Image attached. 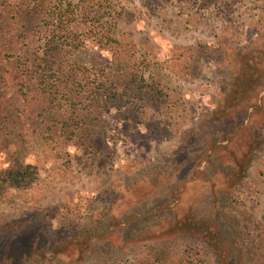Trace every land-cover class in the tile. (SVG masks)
I'll return each instance as SVG.
<instances>
[{"label": "trees", "instance_id": "obj_1", "mask_svg": "<svg viewBox=\"0 0 264 264\" xmlns=\"http://www.w3.org/2000/svg\"><path fill=\"white\" fill-rule=\"evenodd\" d=\"M167 1L180 9L191 3L208 8L226 2ZM123 12L117 0L0 1V152L11 153L8 168L0 165V200L21 194L23 204L22 209L0 212V264H85L100 248L125 252L147 248L137 264H190L168 243L182 235L206 237L220 264H264V230L249 224L240 201L254 159L264 155V34L260 31L244 41L223 42L221 35L217 41L173 45L175 54L168 58L185 72L204 62L224 71L226 92L209 113L211 126L229 128L241 111L251 110L248 117L256 129L247 130L238 152L226 146L228 135L235 132L230 129L218 141H210L205 152L207 158L224 151L222 157L235 165L219 183L225 207L218 222L179 210L181 197L173 193L183 188L180 182L166 194L172 202L177 200L172 210H159L150 225L134 233L136 215L122 218L117 212L125 196L115 188L112 195L103 191L96 200L73 203L61 214L56 208L39 207L32 199L38 187L35 165L27 160L32 133L65 148L77 132L82 146L90 147L110 124L105 113L113 109L124 122L140 124L145 118L151 125L171 111L164 90L146 76V61L136 55L134 45H122L117 37ZM244 124L245 120L237 128ZM199 130L187 136L177 158L194 156L190 150L201 136ZM224 218L233 232L231 238L222 236ZM213 224L216 229L211 230ZM106 252L97 255L93 264H115L108 262Z\"/></svg>", "mask_w": 264, "mask_h": 264}, {"label": "rangeland", "instance_id": "obj_2", "mask_svg": "<svg viewBox=\"0 0 264 264\" xmlns=\"http://www.w3.org/2000/svg\"><path fill=\"white\" fill-rule=\"evenodd\" d=\"M117 1L124 7L117 37L122 45H134L136 55L146 61L143 63L146 76L150 81H157L164 90L171 111L167 118L151 125L144 122H150L145 118L140 124L124 122L113 109L105 113L110 124L92 139L90 147L82 146L77 132L72 145L65 148L48 144L32 133L28 137L31 154L27 160L33 162L38 175V187L32 192V199L39 207L56 208L61 214L73 203L89 198L96 200L103 191L112 195L110 191L115 188L125 196L120 198L121 208H117V212L122 218L132 213L136 215V226L131 230L134 233L150 225L158 217L159 210L166 207L172 210L177 200L172 202L166 194L180 182L183 188L180 186V191L173 193L175 198L181 197L179 210L188 209L201 218L218 222L223 216L221 207H225L224 190L219 183L235 165L234 160L222 157L224 151L207 158L205 152L210 141H218L229 129L235 132L228 135L226 146L238 152L247 130L256 129L248 117L251 110L241 111L229 128L222 130L211 126L207 121L209 113L226 92L224 71L214 63L204 62L185 72L168 58L175 54L176 45L217 41L221 35L223 42L226 39L244 41L257 31L264 34V0H226L208 8L191 3L185 9L167 0ZM252 101H258V96ZM243 120L245 124L237 128ZM210 127L215 129L206 132ZM198 128V132L202 130L201 136L190 150L194 156L177 158L178 148ZM10 154L9 150L0 152V165L5 170ZM246 180L240 194L244 210L241 213H245L254 228L261 226L264 230V155L256 156ZM21 198V194H11L0 200V212L22 209ZM228 213L229 210L225 211ZM226 221L224 218L220 224L221 233L231 238L233 232ZM211 226V230L216 229V224ZM207 241L206 237L182 235L168 243H173V249L190 264H220L215 257L216 251L210 250ZM146 249L125 252L100 248L85 264H93V259L104 250L108 251L105 254L108 262L137 264Z\"/></svg>", "mask_w": 264, "mask_h": 264}]
</instances>
